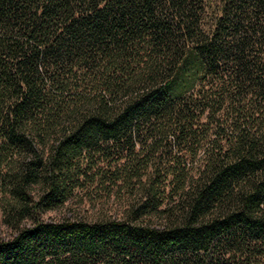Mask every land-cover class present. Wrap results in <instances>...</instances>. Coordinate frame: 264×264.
Segmentation results:
<instances>
[{
  "label": "trees",
  "instance_id": "16d2710c",
  "mask_svg": "<svg viewBox=\"0 0 264 264\" xmlns=\"http://www.w3.org/2000/svg\"><path fill=\"white\" fill-rule=\"evenodd\" d=\"M0 210V264H264V0H0Z\"/></svg>",
  "mask_w": 264,
  "mask_h": 264
},
{
  "label": "rangeland",
  "instance_id": "374dc122",
  "mask_svg": "<svg viewBox=\"0 0 264 264\" xmlns=\"http://www.w3.org/2000/svg\"><path fill=\"white\" fill-rule=\"evenodd\" d=\"M64 214L65 213L63 211L56 212V213L54 212V213L47 214L44 217V219L48 220V221L49 220H57V219H61V217L64 216ZM66 216L70 217V214H67ZM10 236H11V230L8 229L7 226L3 223V221H2V212L0 210V239H8Z\"/></svg>",
  "mask_w": 264,
  "mask_h": 264
}]
</instances>
